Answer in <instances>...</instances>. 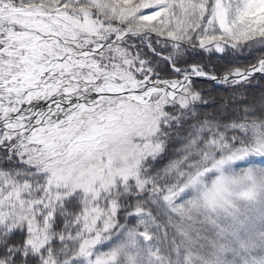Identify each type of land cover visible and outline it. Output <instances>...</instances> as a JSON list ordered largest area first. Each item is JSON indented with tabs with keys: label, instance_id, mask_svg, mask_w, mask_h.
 Listing matches in <instances>:
<instances>
[{
	"label": "snow or ice",
	"instance_id": "1",
	"mask_svg": "<svg viewBox=\"0 0 264 264\" xmlns=\"http://www.w3.org/2000/svg\"><path fill=\"white\" fill-rule=\"evenodd\" d=\"M0 264H264V0H0Z\"/></svg>",
	"mask_w": 264,
	"mask_h": 264
}]
</instances>
